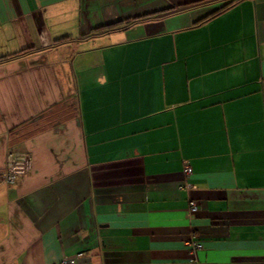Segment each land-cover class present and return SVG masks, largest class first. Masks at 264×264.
<instances>
[{
  "label": "crops",
  "instance_id": "obj_1",
  "mask_svg": "<svg viewBox=\"0 0 264 264\" xmlns=\"http://www.w3.org/2000/svg\"><path fill=\"white\" fill-rule=\"evenodd\" d=\"M71 258L264 264V0H0V264Z\"/></svg>",
  "mask_w": 264,
  "mask_h": 264
},
{
  "label": "built area",
  "instance_id": "obj_2",
  "mask_svg": "<svg viewBox=\"0 0 264 264\" xmlns=\"http://www.w3.org/2000/svg\"><path fill=\"white\" fill-rule=\"evenodd\" d=\"M33 158L31 155L22 152H11L7 157L6 169L3 175V182L7 185H14L19 177H23L29 174ZM193 168L188 161L184 163V173L188 177L192 174ZM190 211L197 212L199 206L196 201L190 200ZM200 246L194 244V249H198ZM79 254L78 257H81ZM76 258L66 259L61 264H75Z\"/></svg>",
  "mask_w": 264,
  "mask_h": 264
},
{
  "label": "trees",
  "instance_id": "obj_3",
  "mask_svg": "<svg viewBox=\"0 0 264 264\" xmlns=\"http://www.w3.org/2000/svg\"><path fill=\"white\" fill-rule=\"evenodd\" d=\"M228 6H229V5H228ZM228 6H225V7H223L221 10L214 12V14H212V16H210L209 18L218 15L220 12H222V10L228 8ZM207 19H208V18H207ZM109 28H110V27H109ZM106 29H108V28H106Z\"/></svg>",
  "mask_w": 264,
  "mask_h": 264
}]
</instances>
